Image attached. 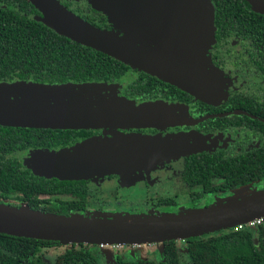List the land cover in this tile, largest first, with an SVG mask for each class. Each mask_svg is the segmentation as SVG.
Listing matches in <instances>:
<instances>
[{"label":"water","instance_id":"water-1","mask_svg":"<svg viewBox=\"0 0 264 264\" xmlns=\"http://www.w3.org/2000/svg\"><path fill=\"white\" fill-rule=\"evenodd\" d=\"M40 13L35 18L56 33L107 54L132 69L180 87L199 99L211 95L209 85L199 81V67L191 52L205 53V68L218 73L208 56L214 42V6L211 0H86L103 13L111 29L101 28L74 14L60 0H28ZM264 11L262 0H248ZM135 24L155 29L158 38L181 46L180 54L170 55L141 49L135 44ZM121 30L123 34H120ZM187 49V50H186ZM203 69V68H202ZM219 74V73H218ZM202 81L203 79L200 78ZM200 83V85H199ZM106 82L39 83L30 80L0 82V125L33 128L129 129L166 126L182 121L185 111L168 100H135L116 94H103ZM153 146L163 143L152 138ZM141 145L128 152L127 160H156L145 148V138H132ZM53 155L57 176L72 177L84 166L79 150L46 151ZM153 153V151H152ZM33 154V153H32ZM102 159L101 168H125L119 153L88 152L86 160ZM149 160V161H147ZM95 164V163H94ZM128 167V166H127ZM242 191L246 187L241 188ZM239 192L236 197L203 207L149 215L87 216L44 213L28 206L0 202V233L61 244L88 243L100 246L159 244L185 240L233 228L239 223L264 217V188Z\"/></svg>","mask_w":264,"mask_h":264},{"label":"flooded vegetation","instance_id":"flooded-vegetation-1","mask_svg":"<svg viewBox=\"0 0 264 264\" xmlns=\"http://www.w3.org/2000/svg\"><path fill=\"white\" fill-rule=\"evenodd\" d=\"M211 1L214 6L215 41L209 48L208 55L212 63L221 70L224 75V95L216 97L209 95L204 99H199L176 85L163 81L143 70L132 68L128 69L125 74L117 80L105 81L109 85L117 86L121 95L133 99L136 102L168 100L179 104L185 110L181 113L180 119L182 121L166 126L161 124L160 126L129 129H56L62 131L68 130L71 132L64 131L62 133H57L58 135H66H64L58 144L53 147H28L20 152L19 158L22 165L37 177L57 179L58 181H82L86 189L84 205L81 208L73 206L65 212L43 211L40 209L34 210L57 215L86 214L91 205L90 194L92 184H96L93 182V179L96 178H92L88 176V174H90V172L91 174L98 173L100 170L97 169L99 168L95 171L94 166H101L92 160V167L89 169L82 161L81 163L84 166L78 168L76 163L77 174L72 177L46 175L43 173L39 174L32 167L25 164L21 158L22 154L25 152L32 154L38 150L72 152L79 147H85L90 150L91 157H93L94 151L111 153H119L122 151L124 159L121 161V164L125 167L124 173L130 175L128 178L135 179V177L143 175L145 179H148L145 183L151 186H158L164 182L167 183V186L168 183L173 185L171 176H177L180 181V185H177L178 188L176 187V189H170L169 192L162 193V195L158 196L156 199L150 200L147 204L153 209V213L177 212L183 206L184 208L207 206L209 203L205 200L219 195L224 196L231 191L239 190L243 187H248L251 190H254L252 188L255 187L256 189L264 188V175L238 187H219L224 180L232 181L237 176V172L222 170L223 174L220 172L222 175L220 177H217L219 172L216 173L220 165L230 164L233 166V161L239 158L256 160L263 156L261 153H264V11L256 8L255 5L248 0ZM262 1L264 2V0ZM60 2H63V4L66 2L67 8L72 9L84 19L86 18L83 16H87L88 18L91 15L90 11L92 8L86 0H60ZM103 17L102 19L86 20L98 27L111 29L112 25L104 15ZM151 34L156 41H160L162 44H169L172 50L176 48L179 52L181 51L182 48L180 45L177 44V47H175L173 42H168L167 39L164 40L162 37L158 38L154 28L151 29ZM191 54L196 63H198L197 49L195 48ZM144 74H148L162 82L174 86L184 92L185 96L181 94H175L173 96L170 87L160 84L156 88V95L143 96L136 92L134 87L129 85L134 81L142 80L141 78L144 79V82L152 83ZM128 76L129 78L131 76V79H123ZM0 82L15 81L2 80ZM131 92L134 94H131ZM136 136L145 138L144 143H146V145L144 147L151 150L150 156L156 160H151L149 162L127 160L128 152L131 149L142 147L140 144L136 145L132 143V138ZM152 138H158L165 144H161V147L159 145L153 146ZM102 143V149L97 150L96 148ZM164 158L166 160H163ZM141 164L149 168L141 169ZM101 177L103 178V182L105 181L108 184L115 185L114 193H116V188L124 186L121 185L119 181L120 177L114 175V173L105 174ZM101 177H97V179ZM98 181L100 182V180ZM140 183V181L135 182L130 190L139 191L141 186ZM18 194L21 195L19 192H10L8 198L1 199V202L15 206H27L23 200L17 198ZM57 194L58 198L63 201L77 200V196L71 192ZM49 196V193L41 192L37 198L42 200L49 198ZM55 196L51 197L55 199ZM38 205L47 206L45 202H38ZM262 225H264V219L259 224L247 229H254ZM176 241L179 256V252L182 250L184 252V258H186V239L183 240L185 242L184 246L181 245L180 247L179 241L181 242V240ZM75 244V248H79V244H86V248L95 250L96 263H99L100 252L98 251V247H100V245L88 243ZM142 245L123 244L101 247L111 249L115 246H120L122 248H127L129 246L136 248L137 246L139 248ZM160 250L159 247L156 250L157 259H143L157 261L160 259ZM140 255L141 252L139 256H133L142 258ZM119 256L122 257L121 255L115 256L113 264H115L116 258Z\"/></svg>","mask_w":264,"mask_h":264},{"label":"trees","instance_id":"trees-1","mask_svg":"<svg viewBox=\"0 0 264 264\" xmlns=\"http://www.w3.org/2000/svg\"><path fill=\"white\" fill-rule=\"evenodd\" d=\"M39 14L28 0H0V81L30 80L49 84L105 82L119 79L131 68L105 53L56 33L35 18ZM90 14V18L83 17L104 18L94 9ZM145 76L152 83L141 78L129 86L143 96H154L160 84L170 87L173 96H185L174 86L148 74ZM64 131L71 132L0 126V202L8 198L10 192H19L21 195L18 194L17 198L31 209L65 212L73 206L83 207L86 189L82 181L37 177L22 165L19 158L20 152L28 147H53L66 135L57 133ZM261 154L263 156L256 160L239 158L233 161V166L220 165L217 177L222 176V170L237 172V176L232 181L224 180L219 187H238L262 177L264 153ZM41 192L49 193V198L39 200L37 197ZM70 192L77 196V200L58 198L57 193ZM38 202H45L47 206H40ZM56 245L61 243L0 233V264H45L41 249ZM75 246V243L70 244V248L53 264H97L95 250L86 248V244H79V248ZM158 246L161 255L157 261L129 254L127 258L117 257L115 264H264V225L254 229H222L187 238V259L179 256L176 240L164 241Z\"/></svg>","mask_w":264,"mask_h":264},{"label":"rangeland","instance_id":"rangeland-1","mask_svg":"<svg viewBox=\"0 0 264 264\" xmlns=\"http://www.w3.org/2000/svg\"><path fill=\"white\" fill-rule=\"evenodd\" d=\"M69 10H71L74 14H76L72 9H69ZM119 31H120V34H123L121 30ZM132 34L135 40V44L141 49H149L151 51H156V52L159 51V52H163L168 55H170L173 52L180 54V52L176 48H173L172 50L169 44L168 45L162 44L160 41L159 42L156 41V39L149 32V30H147L145 27L143 28L141 25L135 24V31ZM201 55L203 56L200 57V52H199L198 54V67L200 70L199 77H198L199 81L203 82L204 85L205 83L209 85L210 87L209 91H212L211 92L212 97L224 95V91H223L224 75L222 71L219 70L212 63V61L211 63L213 64L214 68L217 69L219 74L212 70L204 69L205 62H206L205 53ZM200 78H202L203 81ZM123 79L125 80L131 79V76L130 78L128 76V77H124ZM104 89L105 90H103V94L112 93L118 96H123L120 94L119 88L115 85H108L107 87H104ZM136 103H140V102H136ZM180 107L183 108L182 106ZM102 147H103V143L99 145L96 149L100 150L102 149ZM76 150H79L81 152V155L83 157L82 159L84 160L83 161L84 165H86L89 169H91L92 165L89 163L88 160H86V158L88 157V152H90V150L85 147H79ZM21 158L25 162V164L32 167L39 174L43 173L46 175H56L55 172L57 170V165H56V161L53 158V155L44 156L43 154H36V153L31 154V153L25 152L24 154H22ZM163 160H166V159L164 158ZM93 161L97 162L99 165H103L105 162L104 160L97 159V158L96 160H93ZM142 166L140 167L141 169L149 168L148 166L145 167V165H142ZM94 169L95 171L97 170H100V171L98 173L91 174L90 172V174H88V176L92 178H96V179H93L94 180L93 182H95L96 184H92V190L90 194L91 205L89 206V209L87 210L86 214H84L87 216H115V215L134 216V215L155 214L153 213L154 212L153 209L147 205L150 202V200L156 199L158 196L162 195V193L169 192L170 189L171 190H173L174 188L176 189L177 185H180L179 183L180 181L178 180L177 176H171L172 178L171 181L173 185L171 183H168V186H167V183L164 182L158 186L156 185L151 186L150 184L145 183V181H147L148 179H145L143 175H139L135 177V179L128 178L130 175L127 173H124L125 168L109 170V169L101 168V166H94ZM74 172H76V170ZM110 173H114V175H118L120 177L119 181L121 185H124L121 188H116L117 189L116 193H114L115 185L108 184L105 181L103 182V178L101 177V176H104L105 174H110ZM97 177H101V178L97 179ZM98 180H100V182ZM138 181L141 182L140 190L131 191L130 189L131 187H133L132 185H134V183ZM247 189L251 190L248 187H246L245 191H247ZM252 189H256V187ZM243 191L242 189L231 191L229 194H226L224 196L219 195L217 197H211V199H208L205 201L208 202L210 205L216 202H220V201H224V200L236 197L238 196L237 194L239 192H243ZM180 209H184V206L181 207ZM184 243L185 242L183 240H181V242L179 241V244H180L179 247L181 245L184 246ZM158 247L159 246L156 245L155 243H151V245H142L139 248L137 246L136 248H133L132 246H129L127 248L115 246L110 249V248H105V247L100 246L98 247V251L100 252V256H99L100 258H99L98 264H113V261L116 255H121L122 257H127L129 256V254L139 256L140 252H141L140 256L142 258L157 259L156 250ZM69 248H70V244H61V245L42 248L41 253H42L45 264H53L54 260L59 255L63 254L65 250ZM179 253L182 259H187V258H184V255H183L184 252L182 250H180Z\"/></svg>","mask_w":264,"mask_h":264},{"label":"built area","instance_id":"built-area-1","mask_svg":"<svg viewBox=\"0 0 264 264\" xmlns=\"http://www.w3.org/2000/svg\"><path fill=\"white\" fill-rule=\"evenodd\" d=\"M264 219V217H259V218H255V219H252V220H249L245 223H239L237 225H235L233 227L234 230H239V229H242V228H252L253 226L259 224L260 222H262Z\"/></svg>","mask_w":264,"mask_h":264}]
</instances>
